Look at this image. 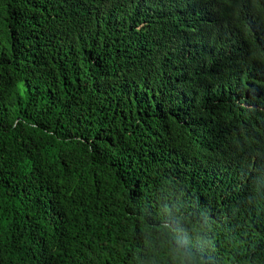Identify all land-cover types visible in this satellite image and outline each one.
<instances>
[{
	"label": "trees",
	"instance_id": "1",
	"mask_svg": "<svg viewBox=\"0 0 264 264\" xmlns=\"http://www.w3.org/2000/svg\"><path fill=\"white\" fill-rule=\"evenodd\" d=\"M0 264H264V0H0Z\"/></svg>",
	"mask_w": 264,
	"mask_h": 264
},
{
	"label": "rangeland",
	"instance_id": "2",
	"mask_svg": "<svg viewBox=\"0 0 264 264\" xmlns=\"http://www.w3.org/2000/svg\"><path fill=\"white\" fill-rule=\"evenodd\" d=\"M21 85H23V84H21ZM19 87V86H18Z\"/></svg>",
	"mask_w": 264,
	"mask_h": 264
}]
</instances>
